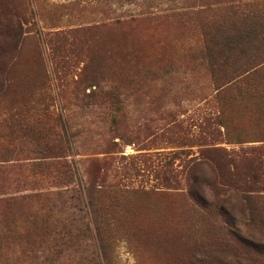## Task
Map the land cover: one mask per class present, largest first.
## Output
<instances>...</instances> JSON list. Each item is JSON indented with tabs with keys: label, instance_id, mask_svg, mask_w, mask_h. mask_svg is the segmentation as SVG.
I'll return each mask as SVG.
<instances>
[{
	"label": "rangeland",
	"instance_id": "374dc122",
	"mask_svg": "<svg viewBox=\"0 0 264 264\" xmlns=\"http://www.w3.org/2000/svg\"><path fill=\"white\" fill-rule=\"evenodd\" d=\"M235 1L0 0V132L41 126L13 137L23 152L0 170V264H264L248 245H264V184L251 178L264 40L237 35ZM59 36L87 51L80 66L110 48L133 59L117 126L84 105L106 75L54 71ZM59 114L69 151L46 157ZM99 172L102 187L84 188Z\"/></svg>",
	"mask_w": 264,
	"mask_h": 264
},
{
	"label": "trees",
	"instance_id": "16d2710c",
	"mask_svg": "<svg viewBox=\"0 0 264 264\" xmlns=\"http://www.w3.org/2000/svg\"><path fill=\"white\" fill-rule=\"evenodd\" d=\"M226 9L229 16L238 19V23L242 26V28L238 30L239 32L237 35H242L243 32H245L248 34L245 37L250 36L254 39L257 38L259 41L264 40V0H236L234 3L227 4ZM222 26L223 25H221V27ZM83 52L87 51L83 49L77 38L59 36L52 42L53 69L58 76L62 77H71L75 75L74 71L78 67H80L78 68L80 71L77 73V76H85L88 72L91 73L90 76H96L99 73L106 75L109 81L108 85L102 87L97 85L95 90L90 91L89 94H85L86 103H84V105H94L97 104L98 101L99 105H103L110 110L107 118L114 126H117L119 121L114 112L123 106L124 100L128 97L126 91L129 89L134 91V79L130 72L133 59L129 58V60H127L124 55L117 54L114 48H110L104 52V58L100 59V61H96L95 56H87L88 59L83 61V65L80 66V57L83 55ZM88 80L89 79H87V81ZM2 85L3 83L0 84V90L2 89ZM262 97L264 98V95H262ZM32 108L35 110L36 107L33 106ZM41 109L42 114L48 113V106H43ZM16 114L18 115V113ZM211 119L212 118L205 117V130H210L211 134H220L222 125L219 120L215 119L211 121ZM20 120L23 121L25 119L21 117ZM37 121H39V119ZM55 121H57L60 130L56 136L58 138V144L56 146L44 148L43 151L47 155L46 157L59 158L66 155V151H69V134L66 130L67 121H65L60 114L56 117ZM40 131L41 126L39 123L37 124L26 120L23 121V123H19L18 133H15L16 131L12 129L0 132V170L5 171L11 166L9 163L16 160L13 157L23 152L21 148L11 147L10 142L13 140V137L20 138L27 136L35 138ZM261 141H264V139ZM113 145H116V143L113 142ZM107 152L110 153L111 150ZM252 152L255 154V158L253 159L255 166L251 178L253 187L258 188L259 185L264 184V142H261L259 146L253 147ZM105 179L106 175L99 172L88 180L84 188L86 186L88 189L89 186L94 185L95 182L102 187L103 184L101 183L104 182ZM117 185L118 184L110 186L117 187ZM254 190L256 191V189ZM248 245L249 252L252 251L255 257L259 259V256H264V245L249 242Z\"/></svg>",
	"mask_w": 264,
	"mask_h": 264
}]
</instances>
